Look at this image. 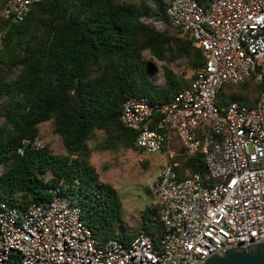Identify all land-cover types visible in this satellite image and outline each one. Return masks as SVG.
Instances as JSON below:
<instances>
[{"label": "built area", "instance_id": "built-area-1", "mask_svg": "<svg viewBox=\"0 0 264 264\" xmlns=\"http://www.w3.org/2000/svg\"><path fill=\"white\" fill-rule=\"evenodd\" d=\"M40 1L4 0L1 17L21 22ZM166 15L204 62L168 101L127 98L119 121L141 152H159L174 133L179 154L201 160L205 173L181 175L176 161L156 172V238L141 228L97 244L77 201L57 188L40 202L0 200V264H201L264 242V89L251 105L218 102L225 85L264 80V0H169ZM44 145L23 138L17 152Z\"/></svg>", "mask_w": 264, "mask_h": 264}, {"label": "trees", "instance_id": "trees-1", "mask_svg": "<svg viewBox=\"0 0 264 264\" xmlns=\"http://www.w3.org/2000/svg\"><path fill=\"white\" fill-rule=\"evenodd\" d=\"M166 7L164 0H43L21 22L2 18L0 200L17 205L40 202L51 198L49 189L57 188L77 201L97 244L137 235L124 229L121 200L114 187L98 180L86 142L101 130L106 135L101 149L134 148L135 132L119 121L123 102L146 96L162 103L188 84L164 65V82L157 85L145 51L167 63L186 58L194 70L203 64L202 51L186 37L171 36L145 22L171 25ZM251 81L259 93L264 89V80L253 75L223 86L218 102L251 105ZM50 119L65 153H53L46 145L18 153L21 140L38 136V125ZM184 164L190 172L206 171L198 158ZM48 171L51 176L46 178ZM154 216L150 207L140 213L141 228L156 238Z\"/></svg>", "mask_w": 264, "mask_h": 264}, {"label": "rangeland", "instance_id": "rangeland-1", "mask_svg": "<svg viewBox=\"0 0 264 264\" xmlns=\"http://www.w3.org/2000/svg\"><path fill=\"white\" fill-rule=\"evenodd\" d=\"M4 0H0V3ZM138 2L139 0H129ZM169 0H164L168 3ZM1 6H0V21ZM145 22L159 31H167L171 36L186 37L181 31L154 19H145ZM144 58L147 59L154 69V80L157 85L164 82L163 66L167 65L173 69L180 79H185L188 83L195 70L186 58L176 59L173 62L160 61L151 56L148 51L144 52ZM247 89L248 101L254 102L259 96L253 81L249 82ZM239 88L236 87V92ZM2 118L0 117V124ZM39 137L43 139L45 145L56 154L65 153L60 136L54 133L53 120H47L38 125ZM106 135L101 130H95L94 135L87 140L86 144L90 150L89 162L93 164L98 173V180L102 183H108L116 190V193L122 204V224L124 229L131 234L141 229L140 213L146 207L153 208L154 193L152 190V177L161 163L176 161L179 165H185L184 158L179 154L180 147L175 151L173 157L169 156L164 149L157 153H146L134 148L117 147L115 149H101L100 144ZM170 155V154H169ZM1 171V169H0ZM183 172V171H182ZM188 172H183L187 174ZM51 176L50 171L45 174L46 178Z\"/></svg>", "mask_w": 264, "mask_h": 264}, {"label": "water", "instance_id": "water-1", "mask_svg": "<svg viewBox=\"0 0 264 264\" xmlns=\"http://www.w3.org/2000/svg\"><path fill=\"white\" fill-rule=\"evenodd\" d=\"M201 264H264V242L212 254Z\"/></svg>", "mask_w": 264, "mask_h": 264}, {"label": "crops", "instance_id": "crops-1", "mask_svg": "<svg viewBox=\"0 0 264 264\" xmlns=\"http://www.w3.org/2000/svg\"><path fill=\"white\" fill-rule=\"evenodd\" d=\"M4 2V1H3ZM4 5V4H3ZM189 83V82H188ZM164 144H165V146H166V149H165V151H166V153H167V155H168V159H169V154H171V153H175V151L177 150V149H179V147H180V143H179V140H178V138H177V136L174 134V133H172V132H168V134H167V136H166V139H165V142H164ZM88 146V145H87ZM165 146H163V148L162 149H164V147ZM161 149V150H162ZM167 162H168V160H167ZM167 162H165V163H167ZM164 162L163 163H161V165H159V167H158V169H156V171H155V173H154V175H153V177H152V183H153V180H154V177H155V174H156V172L161 168V167H163L164 166V164H165ZM93 165V164H92ZM94 166V165H93ZM95 167V166H94ZM96 169V168H95ZM176 169L180 172V174L181 175H185V174H183V172H188V173H192V172H190V170H189V168H187V166L186 165H176ZM183 171V172H182ZM187 173V174H188Z\"/></svg>", "mask_w": 264, "mask_h": 264}]
</instances>
